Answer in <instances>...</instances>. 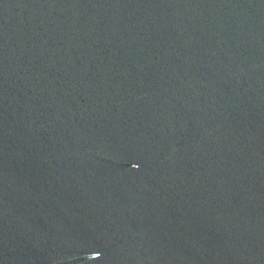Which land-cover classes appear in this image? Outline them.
Returning a JSON list of instances; mask_svg holds the SVG:
<instances>
[{"label": "water", "instance_id": "95a60500", "mask_svg": "<svg viewBox=\"0 0 264 264\" xmlns=\"http://www.w3.org/2000/svg\"><path fill=\"white\" fill-rule=\"evenodd\" d=\"M0 264H264V0H0Z\"/></svg>", "mask_w": 264, "mask_h": 264}]
</instances>
